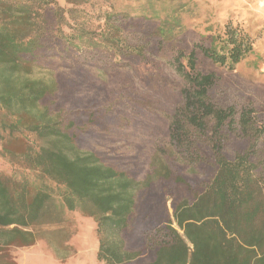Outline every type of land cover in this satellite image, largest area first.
<instances>
[{
	"label": "trees",
	"instance_id": "1",
	"mask_svg": "<svg viewBox=\"0 0 264 264\" xmlns=\"http://www.w3.org/2000/svg\"><path fill=\"white\" fill-rule=\"evenodd\" d=\"M187 2L0 0V159L10 166L0 168V264H18L10 250L33 246L44 224L74 215L93 224L97 264H264V121L250 122L260 108L252 99L239 113L215 106L206 98L211 75L196 70L198 52L231 69L252 52L229 18L176 46L174 67L188 83L183 106L141 179L80 150L79 124L50 108L57 84L29 77L38 66H147L150 50L187 43L178 11ZM230 138L245 146L229 156Z\"/></svg>",
	"mask_w": 264,
	"mask_h": 264
},
{
	"label": "rangeland",
	"instance_id": "2",
	"mask_svg": "<svg viewBox=\"0 0 264 264\" xmlns=\"http://www.w3.org/2000/svg\"><path fill=\"white\" fill-rule=\"evenodd\" d=\"M186 4L178 11L187 43L171 41L160 50H150L147 66L137 63L105 70L90 65L38 66L29 75L32 79L57 84L56 92L49 98L50 108L53 112L59 108L63 114L69 112L79 124L82 140L76 144L80 150L94 152L106 164L125 170L137 179L147 173L153 150L158 145L167 148V125L174 112L183 106L181 91L188 83L174 67L176 46L190 47L207 26L229 18L231 26H238L247 34L253 50L233 69L214 64L198 52L196 70L212 77L206 98L215 106L233 105L237 113L247 99H252L260 109L257 116L251 114L250 122L255 126L264 121V0H189ZM90 107L94 109L93 117L88 119L85 115ZM212 123L209 120V124ZM229 140L225 148L229 156L233 149L245 146L233 138ZM259 149L257 154H264V136ZM175 163L189 178H199V171L189 175L180 161L175 160ZM9 167L0 159V168ZM160 185L154 183V194L159 193ZM166 206L171 213L169 198ZM74 217L63 223L44 224L38 233L40 239L33 246L10 250L16 262L97 264L98 241L93 224L88 218ZM65 237H68L67 247L62 249L58 242ZM127 241L133 248L134 237Z\"/></svg>",
	"mask_w": 264,
	"mask_h": 264
}]
</instances>
